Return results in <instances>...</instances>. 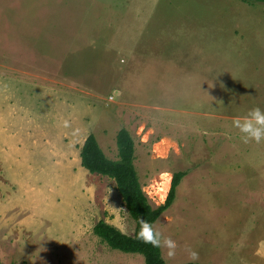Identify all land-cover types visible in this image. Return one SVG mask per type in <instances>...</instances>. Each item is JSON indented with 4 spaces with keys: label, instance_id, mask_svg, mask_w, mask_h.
<instances>
[{
    "label": "rangeland",
    "instance_id": "1",
    "mask_svg": "<svg viewBox=\"0 0 264 264\" xmlns=\"http://www.w3.org/2000/svg\"><path fill=\"white\" fill-rule=\"evenodd\" d=\"M256 105L264 2L0 0V264H146L93 230L135 231L116 182L81 164L89 134L117 159L121 128L152 205L185 173L155 223L168 264H202L189 247L219 263L226 216L264 211V141L232 126Z\"/></svg>",
    "mask_w": 264,
    "mask_h": 264
},
{
    "label": "trees",
    "instance_id": "2",
    "mask_svg": "<svg viewBox=\"0 0 264 264\" xmlns=\"http://www.w3.org/2000/svg\"><path fill=\"white\" fill-rule=\"evenodd\" d=\"M247 3L264 0H244ZM118 158L107 157L94 134H89L81 149V164L91 173L108 176L116 182L126 208L135 220L136 226L133 235H123L115 226L100 220L94 226V233L106 242L111 248L124 252L140 253L145 257L146 264H165L161 259V249L153 248L149 244L136 239L141 217L154 223L175 201L177 188L185 175L183 171L173 174L171 186L164 203L154 206L140 182L136 170L135 141L126 128H121L116 136ZM191 264V263H184Z\"/></svg>",
    "mask_w": 264,
    "mask_h": 264
},
{
    "label": "crops",
    "instance_id": "3",
    "mask_svg": "<svg viewBox=\"0 0 264 264\" xmlns=\"http://www.w3.org/2000/svg\"><path fill=\"white\" fill-rule=\"evenodd\" d=\"M256 213V212H255ZM258 219L256 224L255 219ZM245 215H227L222 226H225L222 236L223 245L220 248V261L219 263L213 259L215 254L208 249L199 261L202 264H264V211L260 212L259 216ZM242 218V219H241ZM243 222L237 228H241L242 232L236 234L228 228L229 226L237 223L236 221ZM224 228V227H223Z\"/></svg>",
    "mask_w": 264,
    "mask_h": 264
},
{
    "label": "clouds",
    "instance_id": "4",
    "mask_svg": "<svg viewBox=\"0 0 264 264\" xmlns=\"http://www.w3.org/2000/svg\"><path fill=\"white\" fill-rule=\"evenodd\" d=\"M232 126L239 130L240 140L247 144L250 141L260 144L264 141V108L259 105L248 109L243 118H237L232 121ZM139 230L136 233V239L153 248L161 249V259L165 264L168 260L176 256L177 242L171 235H166L156 224L148 219L141 217L138 221ZM123 235H126L121 230ZM188 259L192 262L199 260V253L191 249H186Z\"/></svg>",
    "mask_w": 264,
    "mask_h": 264
},
{
    "label": "bare ground",
    "instance_id": "5",
    "mask_svg": "<svg viewBox=\"0 0 264 264\" xmlns=\"http://www.w3.org/2000/svg\"><path fill=\"white\" fill-rule=\"evenodd\" d=\"M168 175V174H167ZM169 180H170V178H168V182H169ZM165 191H167V190H165ZM164 196H165V194H164Z\"/></svg>",
    "mask_w": 264,
    "mask_h": 264
}]
</instances>
